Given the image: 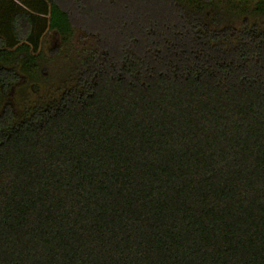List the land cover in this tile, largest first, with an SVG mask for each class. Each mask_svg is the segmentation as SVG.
Instances as JSON below:
<instances>
[{
  "label": "trees",
  "instance_id": "16d2710c",
  "mask_svg": "<svg viewBox=\"0 0 264 264\" xmlns=\"http://www.w3.org/2000/svg\"><path fill=\"white\" fill-rule=\"evenodd\" d=\"M248 14L264 0H0V264H264ZM42 63L64 87L17 114Z\"/></svg>",
  "mask_w": 264,
  "mask_h": 264
},
{
  "label": "rangeland",
  "instance_id": "374dc122",
  "mask_svg": "<svg viewBox=\"0 0 264 264\" xmlns=\"http://www.w3.org/2000/svg\"><path fill=\"white\" fill-rule=\"evenodd\" d=\"M222 3V0H220ZM247 20L249 22H255L264 26V15L251 16L242 15L238 20L233 22L234 25H238L240 22ZM39 30L42 31L39 41V51L43 54V60L45 57H51L59 48V37L55 32L47 31L46 23L39 22ZM45 61V60H44ZM41 66L44 72L39 76L38 81L30 82L26 76H22V80L12 89L9 95V102L14 108L17 114H20L25 109L34 106L35 104L44 103L55 99L64 87L60 75H50L45 70L44 64ZM50 71V70H49Z\"/></svg>",
  "mask_w": 264,
  "mask_h": 264
}]
</instances>
